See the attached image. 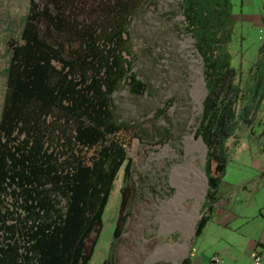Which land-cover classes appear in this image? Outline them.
Returning a JSON list of instances; mask_svg holds the SVG:
<instances>
[{
    "label": "trees",
    "instance_id": "16d2710c",
    "mask_svg": "<svg viewBox=\"0 0 264 264\" xmlns=\"http://www.w3.org/2000/svg\"><path fill=\"white\" fill-rule=\"evenodd\" d=\"M136 11L133 0H30L19 37L8 39L0 264H91L88 241L120 170L129 176L127 148L140 130L119 118L114 95L124 85L134 95L148 90L129 60ZM233 11V0H181L183 33L194 41L207 90L195 130L207 147L208 180L196 237L221 200L229 140L264 105V35L242 81L230 50Z\"/></svg>",
    "mask_w": 264,
    "mask_h": 264
},
{
    "label": "rangeland",
    "instance_id": "374dc122",
    "mask_svg": "<svg viewBox=\"0 0 264 264\" xmlns=\"http://www.w3.org/2000/svg\"><path fill=\"white\" fill-rule=\"evenodd\" d=\"M133 1L137 11L130 25L129 60L148 90L134 95L124 85L114 95L119 118L140 130L127 148L129 176L124 168L120 170L101 228L88 241L94 245L91 264L106 260L115 264H185L186 260L215 264V258L220 264H256L257 242L264 241V105L254 112L251 126L237 125L228 142L221 200L202 234L195 236L199 215L189 240L181 230L162 233L157 217L177 191L171 182L173 168L193 164L205 172L207 152L189 153L186 146L188 137L196 138L205 98L202 61L192 37L183 33L181 0ZM29 2L0 0V112L9 60L6 43L11 36L19 37ZM233 4L237 24L230 50L233 65L245 81L259 57L264 15H244H259L264 0H243L242 4L233 0ZM194 202L186 200V208ZM179 244L186 248L179 261L162 256L150 259L164 246Z\"/></svg>",
    "mask_w": 264,
    "mask_h": 264
},
{
    "label": "bare ground",
    "instance_id": "6f19581e",
    "mask_svg": "<svg viewBox=\"0 0 264 264\" xmlns=\"http://www.w3.org/2000/svg\"><path fill=\"white\" fill-rule=\"evenodd\" d=\"M199 82H201V79H199ZM202 89L204 90L203 86ZM186 146L189 153L194 150H200L203 154L206 152L201 138L188 137L186 139ZM205 178V172L193 164L178 165L173 168L171 182L177 191L170 200L163 204L157 217L161 223L162 233L181 230L186 239L189 240L206 191L205 186L207 181ZM189 199L195 202L190 209H187L185 201ZM185 249L180 244L178 247L167 245L159 249L157 254L153 255L150 259L154 260L162 256L179 261L184 256Z\"/></svg>",
    "mask_w": 264,
    "mask_h": 264
},
{
    "label": "built area",
    "instance_id": "2783aa9c",
    "mask_svg": "<svg viewBox=\"0 0 264 264\" xmlns=\"http://www.w3.org/2000/svg\"><path fill=\"white\" fill-rule=\"evenodd\" d=\"M263 254H264V247L262 246L260 250L255 254L254 262L256 264H260ZM220 262L221 260L219 258L214 259L215 264H220Z\"/></svg>",
    "mask_w": 264,
    "mask_h": 264
},
{
    "label": "crops",
    "instance_id": "0c3cea01",
    "mask_svg": "<svg viewBox=\"0 0 264 264\" xmlns=\"http://www.w3.org/2000/svg\"><path fill=\"white\" fill-rule=\"evenodd\" d=\"M243 3V0H241V4ZM243 15V14H242ZM264 15V8H263V10L260 12V14L259 15H255V16H249V15H244V16H246V17H259V18H261L262 16ZM217 208V207H216ZM259 244H261L263 247H264V241H262V240H260V241H258L257 242V249L254 251L255 252V254L260 250V248L262 247L261 245H259ZM263 256H264V254H263ZM263 261V260H262Z\"/></svg>",
    "mask_w": 264,
    "mask_h": 264
},
{
    "label": "water",
    "instance_id": "95a60500",
    "mask_svg": "<svg viewBox=\"0 0 264 264\" xmlns=\"http://www.w3.org/2000/svg\"><path fill=\"white\" fill-rule=\"evenodd\" d=\"M203 88H204V91H205V95L207 94V90H206V86H205V83H204V85H203ZM194 134L196 135V131L194 132ZM202 140V139H201ZM202 143H203V141H202ZM203 145H204V148H205V150H206V152H207V147L205 146V144L203 143ZM205 174H206V172H205ZM206 180H207V177H206ZM207 182H208V180H207ZM207 188H208V185H207ZM207 192V191H206ZM203 201H205V198L203 199ZM198 215L200 216V213L198 212Z\"/></svg>",
    "mask_w": 264,
    "mask_h": 264
}]
</instances>
